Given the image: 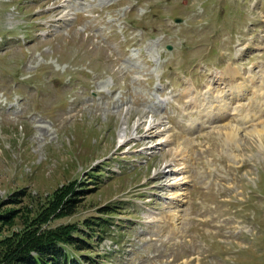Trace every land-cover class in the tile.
<instances>
[{
  "label": "rangeland",
  "instance_id": "rangeland-1",
  "mask_svg": "<svg viewBox=\"0 0 264 264\" xmlns=\"http://www.w3.org/2000/svg\"><path fill=\"white\" fill-rule=\"evenodd\" d=\"M74 182L79 259L264 264V0H0V238Z\"/></svg>",
  "mask_w": 264,
  "mask_h": 264
},
{
  "label": "trees",
  "instance_id": "trees-1",
  "mask_svg": "<svg viewBox=\"0 0 264 264\" xmlns=\"http://www.w3.org/2000/svg\"><path fill=\"white\" fill-rule=\"evenodd\" d=\"M82 184H70L30 218L24 228L0 238V264H81L82 261L94 264L88 255H82L79 259L74 251L93 250L95 234L97 241L105 239L104 234L112 223L103 214H112L113 207L102 208V217L91 216L82 225L73 222L54 228H41L53 215L62 217L76 213L82 197L87 193V185L83 187ZM12 200L16 202L19 198L13 197Z\"/></svg>",
  "mask_w": 264,
  "mask_h": 264
},
{
  "label": "bare ground",
  "instance_id": "bare-ground-1",
  "mask_svg": "<svg viewBox=\"0 0 264 264\" xmlns=\"http://www.w3.org/2000/svg\"><path fill=\"white\" fill-rule=\"evenodd\" d=\"M231 68V65L228 67V69H230ZM238 74V73H237ZM191 86H193V85H191ZM239 88H241V86L240 87H237V89H239ZM213 89V88H212ZM242 89H243V87H242ZM193 90H194V88H193ZM192 90V91H193ZM207 90V89H206ZM205 90V91H206ZM245 91V90H244ZM198 94H201L202 93V91H198L197 92ZM193 98V97H192ZM199 98H201L202 100H200ZM204 99H207V97L206 96H204V97H201L200 95H198V101L199 102H201V101H204ZM192 100H194V99H190V101H192ZM208 100V99H207ZM206 100V101H207ZM217 101H218V99H216ZM197 101V102H198ZM196 105L200 108V112H201V115H203L202 114V112H203V109L206 107V106H203L202 108L198 105V103H196ZM224 106V104H222V103H220V102H216V107H215V109H217V108H219V107H223ZM224 108V107H223ZM214 111V110H213ZM215 113H217V112H215ZM220 115H222V113H220ZM230 133V132H229ZM120 138H121V140H122V138H124V129H123V131H122V133H121V135H120Z\"/></svg>",
  "mask_w": 264,
  "mask_h": 264
},
{
  "label": "water",
  "instance_id": "water-1",
  "mask_svg": "<svg viewBox=\"0 0 264 264\" xmlns=\"http://www.w3.org/2000/svg\"><path fill=\"white\" fill-rule=\"evenodd\" d=\"M169 49H172V46H169Z\"/></svg>",
  "mask_w": 264,
  "mask_h": 264
}]
</instances>
